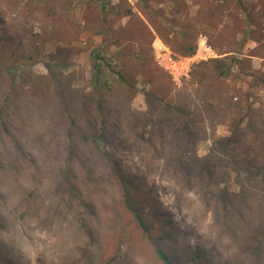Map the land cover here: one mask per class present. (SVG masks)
Listing matches in <instances>:
<instances>
[{"label": "rangeland", "instance_id": "374dc122", "mask_svg": "<svg viewBox=\"0 0 264 264\" xmlns=\"http://www.w3.org/2000/svg\"><path fill=\"white\" fill-rule=\"evenodd\" d=\"M156 25L170 28L174 46L197 32L196 46L204 37L216 55L172 76L153 41L184 55ZM96 51L136 88L132 95L113 79L106 91L107 143L93 139ZM230 56L238 61L229 75L217 76L210 60ZM165 103L195 120L197 140L185 151L195 147L217 166L229 149L264 151V0H0V264H161L154 244L185 264H264V223L225 220L223 184L167 162L170 120L161 131L153 124ZM235 179L229 189L244 186Z\"/></svg>", "mask_w": 264, "mask_h": 264}, {"label": "trees", "instance_id": "16d2710c", "mask_svg": "<svg viewBox=\"0 0 264 264\" xmlns=\"http://www.w3.org/2000/svg\"><path fill=\"white\" fill-rule=\"evenodd\" d=\"M129 14H132L131 10H128ZM155 31L163 38V40L179 55L190 56L193 54L196 42L195 34L193 32L190 35L188 31L182 32V37L179 45L174 46L173 41L168 37L170 33V28L168 26H155ZM116 53L115 55H118ZM238 59L230 56L229 58H212L210 60L211 69L219 77L228 76L231 67L237 62ZM111 56L107 54H102L100 51H96L92 56V65L94 70L93 83L94 91L97 94V97L94 101V116L95 121V130L93 133L94 141L100 139L103 142L107 143V132L106 125L108 120L106 118V105L105 98L107 97L106 91L112 88L113 79H121L123 83L131 88L132 95L136 93V88L131 83L130 77L127 76L120 70H115L111 64ZM198 65V64H197ZM199 65L206 68L207 62H200ZM203 74V72L201 73ZM120 81V80H119ZM149 95L152 99L162 102V97L154 92H149ZM150 111L155 109L154 103L150 100ZM166 108L161 114L153 115V124L155 129L160 131L165 128V123L167 122L166 118L170 120L172 138L170 141L171 152L168 154L167 162L172 166L178 168L180 172L188 175H198L202 178L206 184H210L216 180V183H222L223 186L219 191V202L221 203V210L223 213V218L228 219L229 215H234L235 218L240 220L242 223H249L251 228L254 226L261 225L264 223V190L261 186H258V181H263L262 177L258 179V175L264 171V151L254 152L251 155V152L244 149L243 156L238 153V151H231L227 158H221L219 165L212 162V156L210 155H198L195 152V147L192 151H185V144L190 142L192 145H195L196 129L193 126L195 120L191 118V115L184 108L176 107L165 103ZM171 109L176 110L177 114L173 113ZM176 115V116H175ZM152 119V118H151ZM70 123L74 124V118H71ZM92 125V124H91ZM117 126V124H116ZM158 132V131H157ZM160 133V132H159ZM146 132H143L142 135H145ZM68 136H71V131L68 130ZM182 146L175 145L176 142L181 141ZM237 139L234 137V134L224 138V150L227 151L229 144ZM70 140L68 144L69 152L67 159L70 158V155L73 153V143ZM176 146L181 147L178 149ZM264 147V146H262ZM176 149L179 151L177 152ZM194 151V152H193ZM103 155H108L106 152H102ZM216 169L218 171V176L215 179ZM237 176V179L244 181V186L240 184H235L237 189H229L228 182L231 178V174ZM235 179V181H239ZM234 180V178H233ZM239 185V186H238ZM123 196L124 201L127 205V208L132 212L134 218L137 220L139 227L142 231L147 234V236L152 240L150 235L151 226L145 220L144 216L137 211L129 203L126 195V188L123 186ZM85 205V204H84ZM253 221V224H252ZM256 222V224L254 223ZM260 237H264V231L260 233ZM256 248H260V242L257 241ZM153 251L156 255V258L160 261L161 264H185L184 262L174 261L167 252L158 245H153ZM199 253L197 254V256ZM113 258V257H111ZM111 260V259H110ZM194 260V259H193ZM258 263V262H257ZM108 264V263H106Z\"/></svg>", "mask_w": 264, "mask_h": 264}, {"label": "built area", "instance_id": "2783aa9c", "mask_svg": "<svg viewBox=\"0 0 264 264\" xmlns=\"http://www.w3.org/2000/svg\"><path fill=\"white\" fill-rule=\"evenodd\" d=\"M152 47L158 65L168 71L172 76L178 74L179 77L186 75L189 61L206 60L216 55L204 37L199 39L196 49L191 56L174 57L170 49L158 38L153 41Z\"/></svg>", "mask_w": 264, "mask_h": 264}, {"label": "crops", "instance_id": "0c3cea01", "mask_svg": "<svg viewBox=\"0 0 264 264\" xmlns=\"http://www.w3.org/2000/svg\"><path fill=\"white\" fill-rule=\"evenodd\" d=\"M160 40V39H159ZM161 41V40H160Z\"/></svg>", "mask_w": 264, "mask_h": 264}]
</instances>
